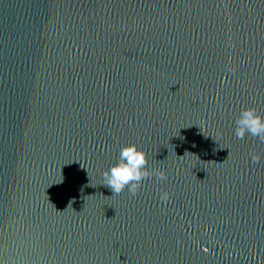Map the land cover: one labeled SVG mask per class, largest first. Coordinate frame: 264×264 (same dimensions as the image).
<instances>
[{
	"label": "water",
	"instance_id": "water-1",
	"mask_svg": "<svg viewBox=\"0 0 264 264\" xmlns=\"http://www.w3.org/2000/svg\"><path fill=\"white\" fill-rule=\"evenodd\" d=\"M247 108L264 0H0V264H264ZM133 144L151 175L114 194Z\"/></svg>",
	"mask_w": 264,
	"mask_h": 264
},
{
	"label": "clouds",
	"instance_id": "clouds-1",
	"mask_svg": "<svg viewBox=\"0 0 264 264\" xmlns=\"http://www.w3.org/2000/svg\"><path fill=\"white\" fill-rule=\"evenodd\" d=\"M235 135L238 139H243L246 134L258 137L264 141V116L259 115L254 108H247L241 112L240 118L236 120ZM259 156H253V162H258ZM147 164L146 153L139 150L136 145L123 148L120 153L119 163L113 166L110 171L103 174L104 186L111 189L114 194L120 193L129 187V191L135 193L142 179L151 175L145 169ZM158 179H165L163 171L155 172ZM163 199H167V194Z\"/></svg>",
	"mask_w": 264,
	"mask_h": 264
}]
</instances>
